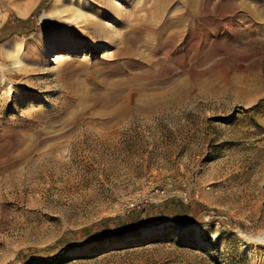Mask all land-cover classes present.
Segmentation results:
<instances>
[{
	"label": "rangeland",
	"instance_id": "rangeland-1",
	"mask_svg": "<svg viewBox=\"0 0 264 264\" xmlns=\"http://www.w3.org/2000/svg\"><path fill=\"white\" fill-rule=\"evenodd\" d=\"M30 169L0 264H264V0H4L0 178Z\"/></svg>",
	"mask_w": 264,
	"mask_h": 264
},
{
	"label": "bare ground",
	"instance_id": "bare-ground-1",
	"mask_svg": "<svg viewBox=\"0 0 264 264\" xmlns=\"http://www.w3.org/2000/svg\"><path fill=\"white\" fill-rule=\"evenodd\" d=\"M4 0H0V4L3 2ZM92 3H95V0H90ZM85 50H88L90 48V44L89 43H86L85 44ZM64 48H61L60 50H58L57 52H55L53 55H54V60L55 59H60V57L62 56V51H63ZM70 51L69 52H75L76 51V48L75 47H69L68 48ZM98 48H94V51H96ZM172 93H175L176 91H171ZM115 151V150H114ZM116 152V151H115ZM112 151H110L108 153V155H106L105 157L108 159L109 157H112L114 158L115 155L111 154ZM117 153V152H116ZM106 154V153H105ZM62 162V161H61ZM60 161H55V173L58 174L59 173V170H60V167L62 166V163ZM67 165V164H66ZM63 168V167H62ZM41 172H44L45 173V169H42L41 170H33V169H30L29 171H27L26 173H23L21 172L20 174H18L16 177H13V176H9L8 178H5V179H1L0 178V197L3 196L4 192H8V191H12L14 189H18L19 187L23 186L25 180L27 181H30V182H36V179L38 177L41 176ZM31 185V184H30ZM25 186V185H24ZM23 186V187H24ZM27 186V185H26ZM20 191V190H19ZM160 227V230L162 229V226L159 225Z\"/></svg>",
	"mask_w": 264,
	"mask_h": 264
},
{
	"label": "trees",
	"instance_id": "trees-1",
	"mask_svg": "<svg viewBox=\"0 0 264 264\" xmlns=\"http://www.w3.org/2000/svg\"><path fill=\"white\" fill-rule=\"evenodd\" d=\"M168 203H171V204H173L174 206H176V207H186V205L185 204H183L180 200H178V199H170V200H168L167 201ZM155 205L154 204H150V205H148V204H146V207L144 208V210H146V208L147 207H154ZM132 214H135V216H136V218H138L139 216H140V214H139V212L137 213H134V212H132V213H130V215H132ZM139 219H136V221H138ZM175 221H177V219L175 220ZM112 234H117V232H116V229L115 230H113V232H112ZM51 250H54V249H51Z\"/></svg>",
	"mask_w": 264,
	"mask_h": 264
}]
</instances>
